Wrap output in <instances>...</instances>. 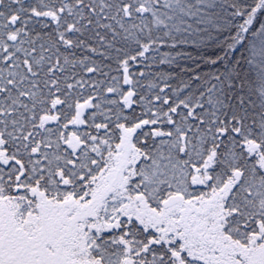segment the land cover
<instances>
[{
    "label": "snow or ice",
    "instance_id": "snow-or-ice-1",
    "mask_svg": "<svg viewBox=\"0 0 264 264\" xmlns=\"http://www.w3.org/2000/svg\"><path fill=\"white\" fill-rule=\"evenodd\" d=\"M0 264H264V0H0Z\"/></svg>",
    "mask_w": 264,
    "mask_h": 264
}]
</instances>
